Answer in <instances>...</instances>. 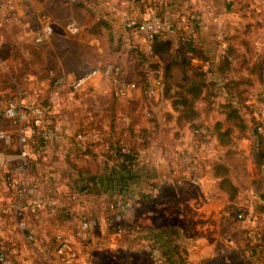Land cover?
<instances>
[{"label":"crops","instance_id":"crops-1","mask_svg":"<svg viewBox=\"0 0 264 264\" xmlns=\"http://www.w3.org/2000/svg\"><path fill=\"white\" fill-rule=\"evenodd\" d=\"M12 1L15 0H2L1 2L5 9L10 8L9 10H13L0 11L1 26L7 27L8 24L13 23L25 26L34 19H37L42 26L49 24L52 29L55 26V21H44L40 16V14H43L51 18L49 15L53 16L52 12L40 11L42 9L38 6L32 8L34 11L23 14L18 5H12ZM44 1L46 0H32V4L36 2L40 4L39 2ZM99 1L103 3L110 1L108 8L116 7L118 9V11H107V18L113 30L122 34L123 42L126 41L124 44L127 46L129 43L126 35H123L122 32L131 30L124 29L123 22L129 18L141 19L145 17L149 12L146 10L147 5L153 4L152 2L156 0ZM56 2L58 4L57 0ZM174 2L176 9L190 6L192 11H178V9L177 11L164 13L166 16L173 18L176 23V27L162 38V43L168 50L167 56L159 54L162 67L166 62L172 63L171 82L188 83L194 77L193 71H203L205 73L204 79L207 82L214 83L209 89L203 88L202 90V96L209 95L211 99L207 101L201 99L197 103L198 109L201 106L199 105L200 102L204 104L203 111L206 113L214 111L212 99L216 95L220 93L224 95V102L226 103L236 95V88L243 91L244 96H247L251 88H255L254 90H257L256 96L253 100H247L245 96L243 104L248 107H254L255 105L261 107L258 103H264L263 100H260V97L264 96V93H262L264 89V70L260 77L257 73H248L245 68H242L238 72L230 71L225 76L228 78L222 77L217 70L220 58L226 52L230 43L234 44L238 52L245 53V43L249 42L256 51L255 59L259 61L264 58V55H259L260 52L257 51V49H260L259 44H261V41H252L248 37L250 33H255L257 36L262 31V26L257 25L260 21L258 13L235 11V5L231 10V5L225 4L224 0H174ZM103 3L102 6H104ZM124 8H127L126 11H124ZM252 13L254 16H252ZM179 15L180 18L193 17L187 25L181 26L180 29L182 30L177 29ZM88 20L90 19L88 18L86 22ZM96 36L87 34L81 40L91 47L94 52H103V45L96 44V41H98ZM106 46L108 45L106 44ZM2 48L3 42L0 43V50ZM10 62L9 58H0V74L5 72L12 80H15L16 90H18L16 79L19 76H13V74H17L20 67L15 66L12 69L8 67ZM232 62L235 63L236 60L232 59ZM118 67L123 77L127 79L138 77V74H133L128 78L124 74L122 66ZM240 77H248L251 83L241 82L236 87L232 81L239 80ZM30 87H27L28 90H26L29 95H32L29 100H38L40 91L32 86ZM14 93L11 92L10 88L0 85V109L4 107L7 99ZM46 94L51 97L48 100L53 101L55 99L53 90H48ZM65 98L68 99L66 105H61L60 101L59 103L57 101L51 108L59 129V138L54 144L48 146L44 152L34 156L31 170L27 174L35 188V197L42 200L44 206L38 209L36 215L32 218L27 215L21 217L19 212L24 214L30 211L22 206L16 207L11 192L5 188H0V248L3 245L2 243H10L11 251L8 254L12 264H49L42 250L46 249L48 251L52 248L51 240L53 241L54 236L60 234L69 239L72 238L73 232H71L69 225L71 220L75 222L78 219L77 215L80 214L79 210L82 205H74V202L70 199L97 198L95 195L88 196L86 194L76 196V190L84 183L80 180L81 177L96 175L101 178L102 182L99 186L106 190V193L111 192L110 189L117 191L121 187L122 183L115 179L112 181L106 180L109 176L117 178L119 175L116 169L118 158L115 156L106 157L98 152L99 149L104 150L107 144L105 141L106 134L103 133L108 131L110 127L120 129L125 123L124 121L128 120L126 115L122 116L121 121L119 116H115L123 111L115 106L113 107L112 102L125 101L133 103L132 100H134L145 108L144 100L139 92L129 98L116 99L110 97L107 90L97 89L91 93L75 95L67 93ZM24 100L27 99L24 98ZM225 103H222V107L225 109L224 118L216 120L211 126L216 153L211 157L213 159L210 158L209 166L183 171L177 160V155L167 159L159 154H151L149 151H140V155L136 160L134 178L127 182V191L119 197L108 198V201L117 200L114 203L113 201L110 202L109 206L105 202L106 193L100 198L102 199L101 203L109 208L112 207L111 205L117 206L120 199L130 201V206L123 213L125 227L123 236L109 228L104 221V211H102L98 218L99 226L92 234L90 241L80 244L71 239L77 251V258L73 264H114V260L111 261L109 255L115 259V264H132L136 262L131 261V256L134 254L129 253V256L127 255L123 261L120 257L126 246L132 247L133 251L135 250L140 254L142 250L139 242L154 239L167 248L170 254V264H208L215 256L225 255L231 250H245L248 248L250 241L247 240L244 231L257 227L261 232L263 231L262 223L258 222L253 214V204L258 201V197L256 191L252 188V184L257 174L248 138L242 136L234 138L235 141L237 139L241 141L240 143L244 149L245 157L241 161V170L244 172L242 176L236 173L230 164V159L234 153L227 155L225 153L227 147H221L217 142L214 134L216 123L224 124V128L227 126ZM129 107L130 105L127 106V108ZM243 109L244 107H240L242 118L248 125L247 133L251 134L253 127L258 125L260 134L264 136V114L260 115L255 111L250 118V122L244 116ZM255 109L256 107H254ZM78 113H80L79 116H76ZM97 113L100 116V121L94 119L98 116ZM196 120L192 124H195ZM188 126L190 124L185 125V122L178 124V128H183V130ZM80 127L86 133L85 142L97 143V146L93 147V151L97 153V156L84 155L82 158L75 160L74 163H70L67 153L75 140L76 131ZM0 129H11L8 119L1 113ZM234 133L236 134V132ZM182 139L183 143L180 141ZM176 141L181 145L177 148L179 151L194 152L191 148V140L187 135L182 137L180 134ZM231 149L239 150L235 146H232ZM0 150L9 151L12 149L4 147L0 142ZM218 161L226 162L230 167L231 179L239 187L238 209L244 212L247 211L245 221L237 220L232 213L226 211L230 201L226 192L219 185L221 178L214 171V166ZM2 172V169H0V177L3 175ZM192 177L198 180L197 185L191 183L190 178ZM99 186L97 184V187ZM62 194H69V200L63 199ZM245 195H248V199H245ZM63 207H69L72 219L69 222L58 223L55 220V213ZM9 214H12V218L6 222ZM19 220L27 223L28 231L33 232L35 235V243L27 242L24 233L15 230ZM117 235L121 238L120 241L116 238ZM262 242L264 244V231ZM138 253L135 255H139ZM262 254L264 256V253ZM257 257L255 256L254 259H257ZM260 259L258 262L264 264ZM126 260H128L127 263ZM148 264L151 263L148 262Z\"/></svg>","mask_w":264,"mask_h":264},{"label":"rangeland","instance_id":"rangeland-1","mask_svg":"<svg viewBox=\"0 0 264 264\" xmlns=\"http://www.w3.org/2000/svg\"><path fill=\"white\" fill-rule=\"evenodd\" d=\"M57 1L58 4L56 0H46L44 2H39L40 4H38L37 2L32 4V0L12 1V5H18L19 10L22 11L23 14L28 11H34L32 10V8L38 6L42 9L40 11H48L53 13V16L48 14L51 18L40 14L41 19H43L44 21L48 20L51 22H56L55 26L53 27L52 35L46 38L40 44L35 43V37L39 33L42 26L41 24H39L37 19L31 20V22L25 26H20L17 23L8 24L7 27L0 25V43L3 42V48L0 50V58H9L11 62L10 64H8V67L12 69L15 66L20 67L17 74H13V76H19V78H17L18 80L16 79L17 86L21 91L25 92L24 98L27 99L26 101L28 102V100L31 99L30 96L32 97V95H29V93H27V87L31 88L30 86H32L34 89L40 91V96H37V99L49 111H52L51 108L55 105V102L57 101L58 103L60 101L61 105H66V103H68V99L65 98V96L67 95V93H70L68 87V81L70 79L79 76L80 74L84 73L92 67L103 65L108 62H114L116 65L122 66L124 74L128 78H130L133 74L137 75L139 73V63L143 59V54L140 50L141 46L139 42V37L137 34L132 31L122 32L123 35H126L127 42L129 43V45L126 46L124 44L126 41L123 42L122 34L118 31L113 30L109 19L107 18V11H118V9L116 7L108 8L110 1H105V3L99 0ZM124 1L128 2L129 0ZM156 1L158 3H161L160 0ZM1 2L2 0H0V11H13L9 10L10 8L5 9L2 6ZM102 3L104 4V6H102ZM225 4L227 3L225 2ZM233 5H235L236 8H234ZM146 8L147 11H161L160 9H158V7L155 8V6L152 4H148ZM230 8L231 10L234 8L235 11H243L244 13L245 11L247 13L251 11H253L254 13H258L260 21H258L259 24L257 25L262 26V31L257 36L255 33H250L248 34V37L249 40L252 41H261V44H259L260 49H257V51L260 52L259 55H264V0H233ZM126 9L127 8H124V11H126ZM178 9L179 8L176 9L175 7V9H171V11H177ZM143 10L146 11L145 9ZM178 11L192 10H190L189 6L187 8L181 7ZM252 16H254L253 13ZM52 18H54L55 20H53ZM88 18L90 20L86 22ZM102 18L107 19V26H102L100 33L91 34L86 32L92 22H97ZM170 19L173 21L175 28L176 23L174 19ZM179 19L180 15L178 17V21ZM67 22L76 23L80 28V32L76 35L68 34L65 30V25ZM177 26V29L182 30L180 29V24H178ZM168 33H165L164 35H167ZM87 34L97 35L96 39L98 41H96V44L99 43V45H103V52L96 53L91 47L82 42L81 38L87 36ZM106 44L108 46H106ZM61 74H64V76L66 77L65 82L61 84L55 83L51 85V80L55 77L60 76ZM254 89L255 88H251V90L248 91L247 96L245 95L247 100H253V98L256 96L257 90ZM48 90L54 91L55 99L53 101L48 100V98L50 97L48 96V94H46ZM76 99H78V97H76ZM213 99L212 103H214V111H211L209 113L204 112L203 110L205 106L200 102L199 105H201L200 109L202 110L200 116L195 121V124H192L193 122H185V125L188 123L190 124V126H188V128H185V130L180 127L178 128V122L176 121L177 113L173 111L171 107V102L168 99H162L154 104V109L150 118L145 117L144 106L140 105L138 101L132 100L133 103H128L125 101H119L118 103L113 101L112 104L113 107L115 106L116 108H119L120 110L122 109L123 111L121 114L115 115L116 117L119 116L120 121L123 118V115H126L128 118V120L124 121L125 123L120 128H125L132 119V131L124 132L125 145L127 147H133L134 149H138L139 153L140 151H149V153L151 154H159L167 159H170L171 157L173 158L177 155L178 160V155L182 151H179L177 149L178 146L181 147V145H179L178 141L176 140L178 139L180 134L182 137H185L187 135V137H189V140H191L192 143L191 148L194 151L192 153L197 154L200 160L198 164H196L190 169L183 168L182 166L180 167L183 169V171H191L194 169L209 166L210 158L215 155L214 153H216V148L214 147L213 137L211 134V126L216 120L224 118L225 109L222 107V103H225V97L220 93L219 95H216V97H214ZM128 105H130V109L127 108ZM258 105H261V103H258ZM254 107H256L255 110ZM254 107L250 106L248 108L243 109L244 116L249 121L255 111H257V113L260 115L264 114V108L262 106L260 107L255 105ZM79 114L80 113H78L76 116H79ZM97 115L98 116L94 117L95 120L100 119L98 113ZM182 130L183 132H181ZM180 141L181 143H183V139ZM240 142L241 141L237 139L234 145H232L239 150H234V155L230 159V164L233 170L242 176L244 175V172L241 170V161L244 159L243 157L245 156L244 149L242 148V144ZM192 179H195V177L190 178V180ZM245 196V199H248V195ZM61 197L68 201L70 195L62 194ZM70 200L74 202V205H82H80L82 207L79 210L80 214H76L78 216V219H76L75 222H72V218L70 219L71 224L69 225V227L71 228V232H73L71 239L75 241L74 234L77 229L78 223L82 219L89 216L99 218V214H101L105 206L101 203L102 199L95 197H92L90 199L83 197L80 199L71 198ZM93 207L94 209L92 210ZM241 212L247 213V211L244 212L243 210ZM35 213L36 212L30 211L22 214L19 212V215L21 217L27 215L32 218L36 215ZM104 214L106 213L104 212L103 215ZM10 218H12V214L8 215L6 222L9 221ZM70 220H66L64 222H69ZM13 223H15V221H13ZM15 230H18L17 227H15ZM252 230L255 233V231H258V227L253 228ZM124 231L125 230H123L122 233L118 234L123 236ZM246 231L247 230L244 231V234L247 240L252 241L251 238L246 235ZM116 238L118 239V241L121 240L118 235L116 236ZM148 241L149 240L139 242V245H141L140 249L142 250V253L140 254L135 250L133 251L132 247L126 246L125 250L122 251V254L120 256L122 258V261L124 258L127 257L129 253H132L134 255L131 256V261H136L132 264H148V262L150 263V259L146 251L142 247V245H144L145 242L148 243ZM51 242V245L53 246L54 243L52 240ZM2 244L3 245L1 246L6 248L8 250V253L10 254V243L5 242ZM136 253H138L139 255H135ZM109 256L110 260H114L113 263L115 264V259L112 258L111 255ZM260 260H262L263 263L264 256H262ZM127 261L128 260H126L125 262L127 263Z\"/></svg>","mask_w":264,"mask_h":264},{"label":"built area","instance_id":"built-area-1","mask_svg":"<svg viewBox=\"0 0 264 264\" xmlns=\"http://www.w3.org/2000/svg\"><path fill=\"white\" fill-rule=\"evenodd\" d=\"M231 5L233 0H224ZM193 17H182L179 24L187 25ZM123 28L131 30L139 37L141 53L143 59L139 68L137 78L127 79L122 76L120 68L108 62L103 65L92 67L84 73L68 81L69 91L72 95L79 93H91L97 89L107 90L110 97L129 98L139 92L144 100V115L146 118L152 116L154 104L163 99V72L159 55L153 51V42L157 35L170 32L174 28L173 21L156 11H149L141 19L129 18L123 23ZM65 30L70 35L80 32L79 26L74 22H67ZM52 27L46 24L41 27L35 37V43L40 44L52 35ZM55 83H64L66 77L61 74L55 77ZM264 108V103H261ZM0 113L8 119L11 129H0V142L9 151L0 150V169L3 175L0 177V188L9 190L13 196L16 207L22 206L28 211L36 212L44 206V202L35 197V188L28 178V171L31 168L34 156L46 150L59 138V129L55 123L54 115L39 101H25L24 93L20 89L16 90L7 99ZM197 133V132H196ZM81 139L79 134H75V140ZM73 153H70V158ZM199 156L192 152H180L178 161L183 168L190 169L199 163ZM191 183L198 184L197 179H192ZM130 206V201L126 200L118 204V212L112 217L104 214V221L115 233H122L124 230L123 213ZM236 218L245 221V213L239 211ZM99 226L96 217L89 216L82 219L75 231V241L87 243L92 234ZM17 229L24 233L25 239L29 243H35V235L28 231L25 221L17 222ZM246 235L255 240V233L249 229ZM53 246L48 251L42 250L45 259L49 264H73L77 258V251L71 239L57 234L53 238ZM146 251L151 264H170L168 256L164 253V248L159 241L151 240L142 245ZM0 264H12L8 250L1 246Z\"/></svg>","mask_w":264,"mask_h":264},{"label":"trees","instance_id":"trees-1","mask_svg":"<svg viewBox=\"0 0 264 264\" xmlns=\"http://www.w3.org/2000/svg\"><path fill=\"white\" fill-rule=\"evenodd\" d=\"M161 3L157 1H153V4L161 11H156L159 15L170 18V16H166L167 11H171L176 6L174 0H160ZM107 26V19L102 18L97 22H93L90 27L86 30V32L91 34H98L101 31L102 26ZM164 34H159L155 37L153 42V51L155 54H163L167 56L168 50L165 45L162 43V38ZM246 51L245 53H240L234 47L233 43H230L226 52L221 56L217 70L220 72L221 76L224 78L226 74L230 71L238 72L242 68H245L248 73H257L258 76L261 77L262 71L264 70V58L262 60L257 61L256 51L251 46V43H245ZM142 56V55H141ZM232 59H235L236 62L233 63ZM141 65V62L139 63ZM171 62H166V64L162 67L163 72V99H168L171 102V107L173 111L177 113L176 121L178 124H182L184 122H193L196 120L201 113V110L198 109L197 103L199 100H209L210 96H202L203 88L209 89L211 85L214 83L207 82L204 79L203 71H193V79L188 83H172L170 78L172 76L171 71ZM139 74V73H138ZM55 78L51 80V85L55 84ZM236 87L241 82H245L250 84V79L248 77H240L239 80L232 81ZM0 85L3 87H8L11 89V92H16V82L12 80V78L7 73L0 74ZM236 95L230 99V101L224 104V107L227 110L226 113V124L227 126L224 128V124L217 122L215 125V136L217 138V142L221 147H227L226 154L231 155L234 153V150L231 149L232 145H234V138L246 137L250 141V147L252 152V159L254 161V166L256 169V178L253 180L252 188L256 191L258 201L253 204V214L256 217L257 221L261 222L262 229L264 231V136H262L258 130L259 126L255 125L252 129L251 134L247 133L248 125L244 121L241 115L240 107L248 108L243 104V100L245 96L243 95V91L236 88ZM264 93V89L262 90ZM260 100L264 101V96L260 97ZM132 119L129 124L124 128L115 129L110 127L108 131H105L103 134H106L105 141L107 144L104 147V150L99 149L98 152L107 156H115L118 158V164L116 169L118 170L119 175L116 177L109 176L107 177L108 181L117 180L122 183L121 187L117 191H112L106 193V190H103L99 184H101L102 179L97 177L96 175H85L81 177V181L84 182L81 184L80 188L76 190V196L81 194H86L88 196L95 195L97 198H101L104 193H106L105 202L110 205V202H116L114 199L112 201H108L110 197H119L125 191H127V182L134 178L136 160L139 157L140 153L138 149H134L133 147H127L125 145L124 132L132 131ZM127 128V129H126ZM236 132V134L234 133ZM76 134L81 136V139L78 141H73L68 153L67 157L70 163H74L75 160L82 158L84 155H90L92 157H96L97 153L93 151V147L97 146V143L86 141V133L82 127H80ZM70 153H73V157L70 158ZM214 171L218 177H220L219 185L224 190L229 198L230 204L226 207V211L232 213L236 218L237 214L241 209H238V192L239 187H237L230 176V167L226 164V162L218 161L214 166ZM97 184L99 187H97ZM110 195V196H109ZM126 200L120 199L119 202L122 203ZM112 207H104V212L112 217L114 213L118 212V205ZM72 218L71 211L69 207H63L59 209L55 213V220L58 223H63L66 220H70ZM237 219V218H236ZM238 220V219H237ZM263 231L261 232L258 228V231H255V240L250 241L248 248L245 250H231L225 255H218L213 257L209 264H260L258 260L262 257V253H264L263 248ZM155 241H158L154 239ZM161 243V242H160ZM162 244V243H161ZM164 253L170 256L167 248L164 247ZM255 256H258L257 259H254Z\"/></svg>","mask_w":264,"mask_h":264}]
</instances>
